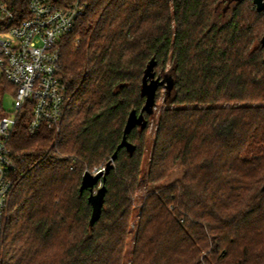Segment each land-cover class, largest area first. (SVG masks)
Returning <instances> with one entry per match:
<instances>
[{
  "label": "trees",
  "instance_id": "16d2710c",
  "mask_svg": "<svg viewBox=\"0 0 264 264\" xmlns=\"http://www.w3.org/2000/svg\"><path fill=\"white\" fill-rule=\"evenodd\" d=\"M2 1L30 17L28 0ZM52 1L67 9L76 0ZM226 1L81 0L59 41L70 99L60 133H31L25 116L9 141L16 187L2 264H126L162 89L128 264H264V11L237 0L219 22ZM15 93L0 78V118ZM101 164L105 177L81 192L84 173ZM178 164L182 179L162 184Z\"/></svg>",
  "mask_w": 264,
  "mask_h": 264
},
{
  "label": "built area",
  "instance_id": "2783aa9c",
  "mask_svg": "<svg viewBox=\"0 0 264 264\" xmlns=\"http://www.w3.org/2000/svg\"><path fill=\"white\" fill-rule=\"evenodd\" d=\"M85 8L81 0L67 9L52 0H28L30 17L21 20L0 0V78L16 88L13 110L0 118V264L16 187L9 141L19 119L25 116L31 133L42 126L55 135L60 133L70 99L60 74L59 41L73 30ZM103 170L105 167L95 174Z\"/></svg>",
  "mask_w": 264,
  "mask_h": 264
},
{
  "label": "rangeland",
  "instance_id": "374dc122",
  "mask_svg": "<svg viewBox=\"0 0 264 264\" xmlns=\"http://www.w3.org/2000/svg\"><path fill=\"white\" fill-rule=\"evenodd\" d=\"M237 0H231L226 1L223 3L219 10H218V18L219 22H223L224 20H227L230 18L234 12ZM245 6H248L249 8H254L257 11L256 5L253 3V0H249L246 2ZM262 28H264V19L261 22ZM261 28H257V32H259ZM171 65H168V70L170 69ZM165 89H162L160 91L159 97L157 99V106L155 108V116L154 118L151 119V124L146 131V143L144 147V157L143 161L141 164V175H140V181H139V186L138 190L135 195V215L134 219L132 222V232L129 236L128 239V244L126 248V255H125V262L126 264L129 263L131 259V255L133 252V247L135 243V238H136V228H137V222L139 220V215H140V210L143 206V202L146 197V189L148 185V180H149V172H150V165L152 161V153H153V148L155 144V137H156V132L158 129V121H159V116L160 113L163 109H165ZM14 107V98L11 95H6L3 99V110L6 112H11ZM104 164H101V166L94 168V170L91 171V173L95 174L99 169L104 168ZM184 174V169L181 165H176L173 167L167 175V178L162 184L170 185L173 184L179 180L182 179Z\"/></svg>",
  "mask_w": 264,
  "mask_h": 264
},
{
  "label": "water",
  "instance_id": "95a60500",
  "mask_svg": "<svg viewBox=\"0 0 264 264\" xmlns=\"http://www.w3.org/2000/svg\"><path fill=\"white\" fill-rule=\"evenodd\" d=\"M253 3L257 7V11L259 13L264 11V0H253ZM154 85H156V81L154 80V74L152 73V69H148L144 79H143V93H148V96L150 97L152 94V91L154 90ZM147 107H144L143 110H146ZM116 158V154L112 158V161H114ZM108 168H105V170L100 171L97 174H93L89 171H86L83 176L82 186H81V192H84L86 189H93L99 182L105 177V173L107 172ZM93 224V221H92Z\"/></svg>",
  "mask_w": 264,
  "mask_h": 264
}]
</instances>
